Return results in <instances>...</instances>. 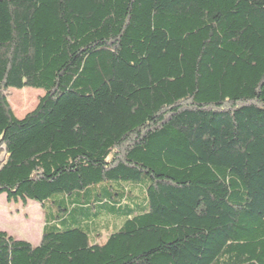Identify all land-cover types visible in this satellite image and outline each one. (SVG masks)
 Listing matches in <instances>:
<instances>
[{"label": "trees", "instance_id": "1", "mask_svg": "<svg viewBox=\"0 0 264 264\" xmlns=\"http://www.w3.org/2000/svg\"><path fill=\"white\" fill-rule=\"evenodd\" d=\"M1 195L0 264H264V0H0Z\"/></svg>", "mask_w": 264, "mask_h": 264}, {"label": "rangeland", "instance_id": "2", "mask_svg": "<svg viewBox=\"0 0 264 264\" xmlns=\"http://www.w3.org/2000/svg\"><path fill=\"white\" fill-rule=\"evenodd\" d=\"M42 90L25 88L12 89L8 102L16 118L22 119L35 109L43 97ZM44 226V211L39 204L27 201L9 202L5 195L0 196V231L7 235L37 246L41 241ZM106 234H104L105 236Z\"/></svg>", "mask_w": 264, "mask_h": 264}]
</instances>
